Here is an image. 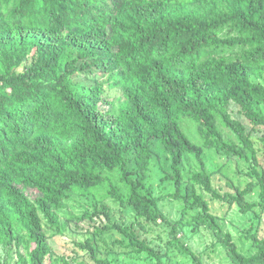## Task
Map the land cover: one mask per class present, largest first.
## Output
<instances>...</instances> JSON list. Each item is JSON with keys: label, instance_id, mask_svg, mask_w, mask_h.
Masks as SVG:
<instances>
[{"label": "trees", "instance_id": "trees-1", "mask_svg": "<svg viewBox=\"0 0 264 264\" xmlns=\"http://www.w3.org/2000/svg\"><path fill=\"white\" fill-rule=\"evenodd\" d=\"M91 70L121 91L116 112L100 87L76 82ZM263 78L264 0H0V246L14 247L20 264H67L53 254L47 231L61 235L58 211L71 194L88 198L103 188V198L131 210L141 229L171 226L177 249L194 256L145 186L158 140L171 158L182 221L211 235L230 264H264V239L250 229L252 252L242 253L203 195L243 215L264 208L257 150L229 113L235 105L252 129L264 128ZM183 118L195 123L201 145L182 131ZM220 126L240 144L226 140ZM204 150L249 164L253 181L221 196ZM186 154L199 163L187 178ZM257 189L259 202H248ZM92 207L111 222L106 206ZM112 229L128 244H111L161 264L134 229L114 223L96 231ZM77 245L95 264H109L93 238Z\"/></svg>", "mask_w": 264, "mask_h": 264}, {"label": "rangeland", "instance_id": "rangeland-1", "mask_svg": "<svg viewBox=\"0 0 264 264\" xmlns=\"http://www.w3.org/2000/svg\"><path fill=\"white\" fill-rule=\"evenodd\" d=\"M23 67L17 69L21 72ZM107 75H101L97 70L77 74L75 80L79 84L87 86H98L103 97L113 102L112 110L117 111L122 93L119 89L111 88L112 80ZM264 83V78L261 81ZM239 108L230 105L229 113L234 120L241 121L247 129L249 138L257 150L259 168L264 172V128L252 129V126L238 112ZM181 129L192 144L201 145L197 127L194 122L187 118L181 120ZM226 140L240 144L237 136L229 129L220 126ZM152 161L149 167L148 179L145 186L149 189L152 197L157 200L156 209L171 224L178 225L176 237L185 244L199 260L194 256L186 255L177 249L170 237L171 226L158 221L156 224H148L145 229H141L135 221L134 213L128 209H122L119 203L112 198H103L104 190L99 188L94 195L88 198L77 194L62 203L58 211L61 225V235H53L47 231L48 244L53 254L63 258L67 264H95L89 257V252L81 250L78 243L86 239L93 238L96 242L99 257L106 258L109 264H156V259L147 253H135V251L124 252L118 245L111 244L114 241H128L116 230L103 232L98 235L96 229L104 225L109 227L117 223L123 227L132 228L139 235V239L145 241L152 247L154 252L160 257L161 264H230L225 253L219 247L213 248L214 239L205 230H193L191 226L182 221V204L173 198L174 186L172 181L171 158L164 150L158 140H154L151 147ZM203 159L206 163L207 173L211 178V185L221 196L229 193L234 194L235 189H244L253 181L247 174L249 164L239 158L227 160L219 156L214 150H204ZM130 167H133L130 162ZM182 171L186 178L192 173L199 171V163L191 154H186L182 162ZM259 190H255L247 197L248 202H259ZM205 200L209 203L210 211L215 215L220 224L227 232H230L238 249L242 253H251V241H246V232L253 229L251 233H256L259 238L264 239V208H255L253 212L241 214L236 205H229L227 202L213 200L210 195L204 193ZM97 203L98 207H107L110 223L104 217L100 219L94 214L92 204ZM88 216H91L90 219ZM186 218V217H185ZM23 247V245H22ZM113 248L111 253H105L106 249ZM9 251L0 246V264H20L14 253V247ZM21 253L25 254L22 248Z\"/></svg>", "mask_w": 264, "mask_h": 264}]
</instances>
